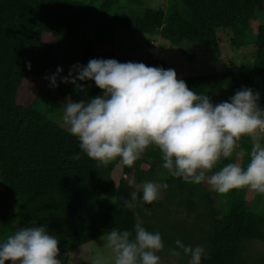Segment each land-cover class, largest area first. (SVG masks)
Wrapping results in <instances>:
<instances>
[{"label":"trees","instance_id":"obj_1","mask_svg":"<svg viewBox=\"0 0 264 264\" xmlns=\"http://www.w3.org/2000/svg\"><path fill=\"white\" fill-rule=\"evenodd\" d=\"M165 4L152 8L143 0H0V242L17 223L44 226L55 235L57 256L111 229L135 235L133 208L138 197L135 207L124 205L131 199L129 178L134 175L139 182L156 179L163 168L159 149L149 146L131 167L122 165L119 157L100 164L46 114L17 101L27 78L49 82L47 77L56 74L58 82L63 71L68 74L76 64L86 65L90 59L117 60L93 51L94 43L112 44L116 32L159 34L193 63L196 45L214 57L220 44L218 31L229 30L232 48L255 45L251 65L181 79L211 101L214 91L235 93L251 88L259 93L258 105L264 108V24L257 27L255 38L249 31L252 21L264 15V0H167ZM46 35L62 36L63 42L56 47L45 44ZM58 67L62 72L57 74ZM82 83L93 87L82 93L83 100L103 94L94 81ZM250 151L248 137L242 136L232 156L222 158L211 171L231 162L246 166ZM239 153L242 161L237 159ZM118 164L122 175L115 186L112 173ZM164 183L169 186L166 197L154 201L144 226L161 234L164 250L175 249L179 239L185 245H203L201 264H235L245 242L264 240V208L257 214L247 204L249 189L218 193L206 183H186L168 172ZM115 189L116 198L111 200ZM257 195L264 199V194ZM174 200L194 216L190 235L166 222ZM201 220L207 227L204 230L198 227Z\"/></svg>","mask_w":264,"mask_h":264},{"label":"clouds","instance_id":"obj_2","mask_svg":"<svg viewBox=\"0 0 264 264\" xmlns=\"http://www.w3.org/2000/svg\"><path fill=\"white\" fill-rule=\"evenodd\" d=\"M47 79L58 87L56 74ZM77 81H94L103 91L79 102L68 97L60 108L61 127L78 139L90 159L106 165L119 157L122 165L131 167L149 146H155L162 167L172 177L206 183L218 193L247 188L264 194V108L258 105V92L241 88L228 101L213 104L208 95L190 90L172 69L115 59H90L86 65H74L61 78V83L85 91ZM242 136L252 141L247 165L231 162L211 171L222 158L232 156ZM168 187L167 183L145 182L139 199L151 205ZM137 197L134 189L125 207H135ZM101 240L113 254L112 264H161L157 254L164 248L161 234L140 223L135 225L134 236L127 230L111 229ZM58 244L44 226L19 227L0 242V264H60ZM175 245L169 250L172 256L182 251L190 264H201L202 246L185 245L179 239ZM90 264L107 261L98 254Z\"/></svg>","mask_w":264,"mask_h":264},{"label":"rangeland","instance_id":"obj_3","mask_svg":"<svg viewBox=\"0 0 264 264\" xmlns=\"http://www.w3.org/2000/svg\"><path fill=\"white\" fill-rule=\"evenodd\" d=\"M167 0H143L145 6L152 8L163 7ZM264 24V15L252 21L249 29L252 34L251 38H255L257 27ZM220 44L217 48V53L214 57L207 55L205 47L196 45L193 49L195 61L190 63L178 49L172 47L169 41L163 39L159 34L145 35L139 33L116 32L114 42L112 44L94 43L93 51L99 54H108L117 58L118 62H140L146 66L159 67L163 69H172L175 71L177 78L198 77L214 73H222L225 71H234L248 67L251 65V58L255 52V45L248 44L242 48H232L229 44L231 32L229 30L218 31ZM45 44L61 45L63 37L53 38L50 35L43 37ZM192 54V53H191ZM147 56V57H146ZM162 64V66L159 64ZM60 76V75H59ZM66 70L58 78V87H52L49 82H42L27 78L22 83L17 93V101L23 106H32L59 126H61L62 111L60 108L67 102L70 97L74 102H79L84 98L82 93L90 92L92 85L84 86L82 82H77L84 86L85 91H79L71 83H61L62 77H67ZM235 93L229 90L222 92H213L212 103H220L228 101ZM63 128V127H62ZM264 136V133H261ZM248 137V136H247ZM250 146H252L251 138L248 137ZM237 159L242 161V155L239 153ZM122 175L121 165L118 164L112 173V179L117 186ZM167 177V172L164 168L158 170V175L153 181L149 179L145 181H137L134 175L129 178V187L131 191L134 189L138 192V200L136 202L135 219L136 224L140 223L143 227L149 222V217L153 213V203L145 204L139 199L142 195L139 193L140 186L145 182L164 183ZM167 191L162 190L161 195L157 200H164ZM111 200L116 198V189L112 190L109 195ZM247 204L254 210L255 213H262L264 208V199H259L257 193L248 190L246 193ZM156 200V201H157ZM169 216L166 222L178 229L181 234H191L195 221L193 215L188 214L187 210L180 206L175 200L168 206ZM146 217V218H144ZM205 221L198 222V227L207 228ZM33 223L21 225L17 223L12 234L19 227L34 226ZM103 236V235H102ZM93 240L68 254L57 256L60 264H90V260L96 255L102 256L107 264H112L113 254L110 249L103 247L101 237ZM199 245V244H197ZM195 245V246H197ZM200 246H203L202 244ZM161 258V264H190V258L181 254L172 256L169 250L162 249L157 253ZM235 264H264V240H249L244 243L242 250L239 253V258Z\"/></svg>","mask_w":264,"mask_h":264},{"label":"built area","instance_id":"obj_4","mask_svg":"<svg viewBox=\"0 0 264 264\" xmlns=\"http://www.w3.org/2000/svg\"><path fill=\"white\" fill-rule=\"evenodd\" d=\"M147 57V56H146Z\"/></svg>","mask_w":264,"mask_h":264}]
</instances>
